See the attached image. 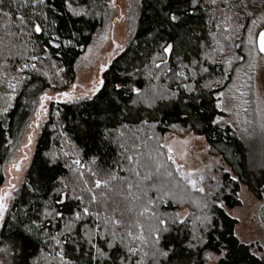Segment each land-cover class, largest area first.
Instances as JSON below:
<instances>
[{
  "label": "snow or ice",
  "instance_id": "snow-or-ice-1",
  "mask_svg": "<svg viewBox=\"0 0 264 264\" xmlns=\"http://www.w3.org/2000/svg\"><path fill=\"white\" fill-rule=\"evenodd\" d=\"M136 4L149 17L141 33L145 51L139 64L133 60L109 78L110 54L98 63L97 75L85 87L64 78L60 60L85 48L82 58H74L87 60L93 46L75 21L70 28L61 22L66 16L81 21L101 16L98 0H0L4 105L0 127L7 129L21 88L31 97L25 106L32 105L34 117L26 126L31 130L27 142H16L19 155L0 170V264H229L230 245L236 243L255 264H264V235L260 240L242 238L232 227L226 229L218 215L240 220L227 210L225 198L229 184L240 179L233 174L235 165L225 167L217 161L219 171L209 172L207 165L197 168L188 162L192 139L205 140L193 136L195 132L208 130L210 136L211 130L238 128L242 122L240 139L249 146L257 139L264 145V109L253 108L258 120L241 121L233 91L240 92L241 73L251 81L249 73L255 70L260 73L257 100L264 89V0H136ZM103 7L115 9V0H105ZM205 13L206 25L216 31L207 29L206 35H199L191 24ZM123 18L121 12L117 19ZM128 42L141 40L133 33ZM112 43L117 54L125 52L115 39ZM225 51L228 55L220 61L217 78L215 56ZM41 77L54 94L37 83ZM141 77L147 78V88L138 86ZM59 86L66 90H57ZM45 102L75 106L72 131L80 139L103 125L97 134L118 144L119 160L105 168L93 156L85 165L83 149L64 130L68 117H62L58 107L50 114ZM52 115L59 136L37 164L28 151L35 129ZM164 117H169L167 123ZM161 125L173 134H164ZM7 143L13 145L11 139ZM236 151L242 159L240 144ZM249 165L253 177L260 174L255 191L264 200V156L257 161L251 155ZM174 206L180 210L170 211ZM257 228L264 233V218Z\"/></svg>",
  "mask_w": 264,
  "mask_h": 264
},
{
  "label": "trees",
  "instance_id": "trees-1",
  "mask_svg": "<svg viewBox=\"0 0 264 264\" xmlns=\"http://www.w3.org/2000/svg\"><path fill=\"white\" fill-rule=\"evenodd\" d=\"M100 7L96 9V11L101 12V16L96 17L95 19H92L90 17H85L84 21H87L85 23L84 21L77 20L74 17H65L64 20L61 22L62 27H72V21H75V26L77 28H82L85 31V34L88 36V39L86 43L88 45H91L94 39V35L97 33V31L102 27V23L104 20V13L105 8L103 7L105 0H98ZM221 7H223L221 5ZM141 11V10H140ZM150 14V13H149ZM219 15V14H217ZM208 19V14L205 13L202 20H197L196 18H193V22L191 24L192 27L197 28V33L199 35H206L207 29H211L210 25H206V21ZM137 27L134 33H136L141 40V43L133 42L129 44L128 49L125 50V52H122L119 54L115 60L113 61L112 68L109 70L107 75L109 78L111 77L113 72H120L123 71L126 66L129 65V63L133 60L136 61L137 64H139V61L141 59L140 54L145 51V48L142 44V30L148 26L149 23V17L140 12L139 18L137 21ZM0 24H3V20H0ZM200 28H205L206 31L201 32ZM212 31H216L215 29H211ZM3 32L0 30V35H2ZM221 43H223V40H221ZM238 43V41H237ZM87 49V48H85ZM76 49L73 53H68L66 56H62L60 60V65L66 69V73L62 74L64 75V78L66 80H70L71 82L75 81L76 78V64L77 61H79V58L75 57H81L83 51L85 50ZM233 51H236L233 49ZM194 56L195 53H192ZM228 55L227 51H225L224 54H216L215 59L218 61L215 65V72L214 76L218 78L221 70V63L220 61L226 58ZM47 63V61L45 62ZM39 66V65H38ZM223 67H227L224 65ZM140 80V83L138 84L139 87L147 88L148 87V80L146 77L138 78ZM37 83H43L46 90H49L47 88L46 82H44L43 78L41 77ZM53 90V89H50ZM57 90H65L64 86H59ZM0 96H3V90L0 89ZM28 95L25 94L24 88L20 89V93L17 95L16 99L13 101V107L10 109V112L8 114V120H7V129L0 127V170L3 169L5 161L7 159V156L10 151V146L7 141L11 139L14 141L17 136L21 133V131L24 129V126L29 121L30 117L32 116V105L25 106V100L30 99ZM0 106L3 105V101L0 100ZM60 108L61 110V116H67L68 119L63 120V123L65 124V131L69 133L70 136L73 137L75 142L79 144L80 148L83 149V152L81 153L83 163L85 165H89L91 158L93 156L99 157L98 163L103 167H109L113 165L114 162L119 160L120 157V148L118 144L115 141H103L100 139L99 135L97 134L100 129L103 128V125H100L99 129L93 128L92 133L84 138L80 139L77 137V135L72 131V124L71 120L74 115V113L77 111L75 106L72 104H66V103H59L57 105H52L50 103L49 105V113H54L56 108ZM89 112H93L94 110L92 108H89ZM227 118V114H225ZM166 123L169 120V117H164ZM57 124V118L52 115L51 119L48 118V121L46 122L39 138L36 144L35 152L33 155V161L39 164L38 157L41 156V154L45 151H47L49 148H51L54 144H56V141L59 136V125L57 124L56 128H53L52 125ZM109 127H112V124L108 125ZM118 127V125H117ZM161 129H164V134H167L168 132H172L171 129H167L166 125H161ZM134 130V129H133ZM160 131V129H158ZM179 133V132H176ZM195 134L204 136L207 138V141L211 147V153L214 155H221L225 160H231L232 163H230V166L232 167L235 165V171L234 174H239L240 179L237 182H232L229 184V191L225 193L226 198V205L227 209H234L240 206V200L238 198L241 184H244L248 187V189L256 195L255 189L257 188V179L259 178V172H257L256 177H253L251 174L253 169L249 165V159H250V150L246 146V144L240 139V133L239 131L233 127L228 128L227 126L221 130H211V135L209 136V131H202V132H195ZM120 143H124L125 146L127 145L126 140H120ZM240 144L243 149V158L241 159V153L240 151H236V145ZM236 151V157H232V152ZM232 190H234L235 195L232 194ZM259 201L262 202L261 205H264V200H262L260 197H258ZM185 209H188L189 211L192 210L189 208L187 204L184 205ZM171 210L179 211L180 208L178 206H174ZM220 216V219L223 223H225L226 229L227 227H232L234 230L236 226L238 225V221L233 220L232 218H226L222 214L218 213ZM259 217L260 219L264 218V206L261 207L259 211ZM227 234V231L225 232ZM232 247L233 251L231 256L229 257V264H255L254 260L248 256L245 252V250L241 247L239 243H236L234 245H230Z\"/></svg>",
  "mask_w": 264,
  "mask_h": 264
},
{
  "label": "rangeland",
  "instance_id": "rangeland-1",
  "mask_svg": "<svg viewBox=\"0 0 264 264\" xmlns=\"http://www.w3.org/2000/svg\"><path fill=\"white\" fill-rule=\"evenodd\" d=\"M116 8H108L105 10L107 15H104L103 25L94 35L93 42L91 45L93 46L92 53L88 54L87 60L78 59L76 64V77L79 79H75L74 83L83 84L85 87L89 86V80L97 75L98 69L97 65L100 62H104L109 59L110 54L113 57V61L115 58L121 54L118 50L115 49L114 44L112 43L113 39L117 43H120L124 46L125 50L128 49L129 46V38L135 32L137 27V21L140 14V8L137 7L136 0H115ZM131 5V7H130ZM121 12L124 14L123 19H117L120 16ZM133 17L135 19H133ZM114 22V23H113ZM131 29V32L129 31ZM107 36V39L103 37ZM87 49H85L80 58H82ZM252 76V80L248 81L243 78V74L241 73V79L237 80V86L240 88V92L234 94L237 97L234 103L237 105L235 111L240 112V120L243 121L245 118L251 120L255 117L257 120L259 119V114L253 112L254 107H260L264 109V89H260L259 95L260 99L257 100L254 93L259 88L258 76L260 75L258 70L251 71L249 73ZM251 86V87H249ZM66 90V89H65ZM81 89H77L79 92ZM50 94H54V90H47ZM242 94V95H241ZM244 101H248V103H244ZM66 103L67 102H61ZM50 102H45V106L49 107ZM247 108L248 112L245 113L244 109ZM31 118H34L31 116ZM48 121V117L42 119V127L39 129H35V137L34 143L31 146V150L28 151V155L33 158L36 144L38 138ZM29 121L27 122V124ZM21 131L19 136L13 141V145L10 146V151L5 161L4 167H7L12 160L14 155H19L16 152L17 141L21 143L27 142V133L31 131L26 126ZM245 125L241 122L239 123V127H235L239 133L243 131ZM172 132H168L166 135H172ZM177 136H180V133H174ZM193 136H200L193 133ZM203 136V135H202ZM207 145H210L205 137V140L201 141L198 139H192L191 143L188 145V162L190 165L197 168H204L206 165L208 166V171H219V165L216 163L217 161L220 164H224L225 167H231L228 160H225L221 155H214L211 153V149L207 148ZM246 146L250 150V156L254 155L259 161L262 156H264V145L260 143L257 139L255 140L251 146L246 144ZM27 163V162H26ZM234 174V172H233ZM210 183V182H209ZM240 206L234 209H227L229 212H232L233 215H239L240 220L238 221V225L235 230L240 232L243 237H251L255 240H260L261 235L264 233L260 232L257 228V222L260 219L259 211L262 207V202L258 200L255 194H253L246 185L241 184L240 192L238 193ZM242 201V202H241Z\"/></svg>",
  "mask_w": 264,
  "mask_h": 264
}]
</instances>
